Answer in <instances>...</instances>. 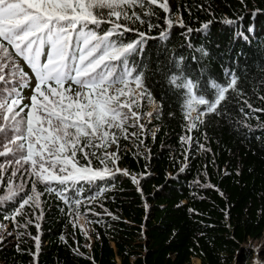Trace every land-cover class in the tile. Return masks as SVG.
<instances>
[{
	"label": "trees",
	"instance_id": "1",
	"mask_svg": "<svg viewBox=\"0 0 264 264\" xmlns=\"http://www.w3.org/2000/svg\"><path fill=\"white\" fill-rule=\"evenodd\" d=\"M167 4L168 12L158 4L137 7V13L152 14L143 22L120 20L133 31L113 37L127 43L144 33L140 50L128 57L146 89L133 109L143 116L154 105L157 110L146 135L130 121L123 129H106L109 143L85 148L87 157L77 152L79 167L107 168L111 175L46 184L27 169L13 176L9 157H0V194L7 196L10 184L13 191L23 185L14 201L0 203V227L9 225L11 233L0 243V264L253 261L247 244L264 234V0ZM229 73L237 78L235 89L215 112L200 116L206 106L193 104L189 112L187 90L170 82L171 76L182 75L196 84L193 96L209 98L212 82L228 83ZM108 153L115 154V162ZM50 171L66 175L58 168ZM34 181L39 206L30 201L17 214L20 198L32 193ZM78 216L88 219L89 235L75 224Z\"/></svg>",
	"mask_w": 264,
	"mask_h": 264
},
{
	"label": "snow or ice",
	"instance_id": "2",
	"mask_svg": "<svg viewBox=\"0 0 264 264\" xmlns=\"http://www.w3.org/2000/svg\"><path fill=\"white\" fill-rule=\"evenodd\" d=\"M157 4L169 11L167 0H0V157L11 156L9 164L19 167L30 164L29 175L46 184L94 181L111 175L107 168L78 167L75 157L78 151L87 157L85 148L107 145L110 133L106 129H123L130 116H137L132 105L137 90L144 96L146 89L142 73L130 66L128 57L140 50L144 33L139 34L140 40L127 43L113 37L133 31L120 20L143 22V16L152 14L137 13V7L143 10ZM102 24L110 27L98 33L95 29ZM167 25L171 28V19ZM166 36L162 31L161 39ZM20 60L28 65L31 76ZM228 75L226 84L212 82L214 93L209 98L193 96L196 84L182 75L171 76L170 82L187 90L189 112L193 104L203 105L206 110L200 115H206L215 112L226 94L235 89L237 78ZM132 84L135 87H130ZM29 87L32 94L25 97L23 89ZM95 140L101 143L94 144ZM111 155L115 162V154ZM3 168L0 164V170ZM57 168L66 175L49 171ZM22 190L23 185L13 191L10 184L8 195L0 194V203L14 201ZM56 194L64 199L62 192ZM39 195L34 181L32 193L20 198L17 214L30 201L39 206Z\"/></svg>",
	"mask_w": 264,
	"mask_h": 264
},
{
	"label": "rangeland",
	"instance_id": "3",
	"mask_svg": "<svg viewBox=\"0 0 264 264\" xmlns=\"http://www.w3.org/2000/svg\"><path fill=\"white\" fill-rule=\"evenodd\" d=\"M139 91L140 90H138L137 93H139ZM123 98H125V97H123ZM155 110H157V105H154L152 107V109L143 116V115H141V113L139 111H136V110L133 109L131 111L137 113V116L136 117H131L130 116L129 119L127 120V122L132 121V123L137 124L140 127V129H141L140 131L142 133H144V135H146L147 134V131H148V129H147V123H149L150 121H152V118H153V115L155 113ZM125 111L127 112L128 110H125ZM114 128H116V127H114ZM44 156H45V159H49V156H48V153L47 152L44 153ZM8 157H9V160L7 161L8 163L6 162L7 165L8 166H11L12 169H13V171H16V169L19 166L15 165L14 162H12L11 164H9V162L12 161L13 158L11 156H8ZM26 169L29 172H31L30 164H26L23 167H19V171H25ZM19 171H17V172H19ZM44 175H48V172H45ZM75 224L78 227H80L81 229H83L86 232L87 235H89V232L91 231V226L89 225L88 219L85 220L83 217L82 218L81 217H78L77 220L75 221ZM6 229H7L6 227L0 228V243L4 239L8 238L10 236V234H11L9 232L7 233L6 232L7 231ZM0 246H1V244H0ZM247 247H250L253 250V252L255 253L254 254V259L251 262V264H258V262H264V259L262 258V255H264V234H263V238L257 239L256 241L249 242V244H247ZM197 259H199V258H193L191 264H197L196 263V260ZM200 264H201V260H200Z\"/></svg>",
	"mask_w": 264,
	"mask_h": 264
},
{
	"label": "bare ground",
	"instance_id": "4",
	"mask_svg": "<svg viewBox=\"0 0 264 264\" xmlns=\"http://www.w3.org/2000/svg\"><path fill=\"white\" fill-rule=\"evenodd\" d=\"M80 217H81V216H80ZM81 218H82V217H81ZM83 218H84V217H83ZM84 219H85V218H84ZM85 220H86V219H85ZM80 225H81V224H80ZM82 225H83V224H82ZM196 263H197V264H200V259H197V260H196Z\"/></svg>",
	"mask_w": 264,
	"mask_h": 264
},
{
	"label": "water",
	"instance_id": "5",
	"mask_svg": "<svg viewBox=\"0 0 264 264\" xmlns=\"http://www.w3.org/2000/svg\"><path fill=\"white\" fill-rule=\"evenodd\" d=\"M246 245H243L242 247L244 248Z\"/></svg>",
	"mask_w": 264,
	"mask_h": 264
}]
</instances>
